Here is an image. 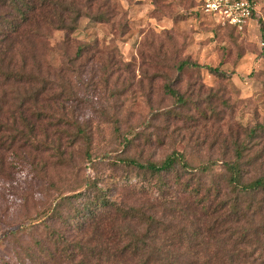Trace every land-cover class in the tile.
<instances>
[{
	"label": "rangeland",
	"instance_id": "rangeland-1",
	"mask_svg": "<svg viewBox=\"0 0 264 264\" xmlns=\"http://www.w3.org/2000/svg\"><path fill=\"white\" fill-rule=\"evenodd\" d=\"M113 2L126 14V28L82 17L71 32L44 38L23 31L0 44L2 81L17 74L14 61L31 58L28 67L51 88L19 113L11 105L10 84L0 103V264H16L15 243L31 238L16 233L14 243L8 233L44 215L57 193L72 196L91 183L111 188L143 182L136 170L111 171L104 155L158 164L177 151L196 165L208 157L230 158L222 145L242 140L250 129L262 136L264 0H254L255 16L242 33L204 13L202 0ZM184 60L201 69L174 72ZM169 80L190 103L179 117L166 119L158 114L173 107L163 94ZM11 81L16 83H6ZM63 84L76 97L72 101ZM263 147L264 140L248 156ZM86 152L94 163L85 161ZM255 176L250 170L247 178ZM31 231L46 234L42 224Z\"/></svg>",
	"mask_w": 264,
	"mask_h": 264
},
{
	"label": "trees",
	"instance_id": "trees-1",
	"mask_svg": "<svg viewBox=\"0 0 264 264\" xmlns=\"http://www.w3.org/2000/svg\"><path fill=\"white\" fill-rule=\"evenodd\" d=\"M125 16L113 0H0V44L21 38L23 31L44 38L56 30L71 32L82 17L105 25L117 21L126 28ZM254 16L252 12L251 19ZM217 22L238 33L246 27L238 31ZM30 59L13 62L17 74L5 75L4 81L0 76V103L6 101L5 87L11 84V105L19 113L51 89L44 75L28 67ZM199 69L187 60L173 66L176 73ZM209 72L222 75L218 69ZM68 89L62 85L72 101L76 97ZM163 94L173 103L158 114L166 119L179 117L190 103L170 80ZM259 130V138L258 131L250 129L242 140L226 141L222 146L232 153L230 158L208 157L196 165L177 151L158 164L104 155L111 171L136 170L143 182L111 188L91 183L89 190L72 196H52L54 205L44 215L8 233L14 243L16 233L31 236L24 244L15 243L16 264H264V147L248 156L264 140V127ZM58 159L70 164L62 156ZM85 161L94 163L90 152ZM250 170L256 176L248 180ZM38 224L46 229L44 238L30 232Z\"/></svg>",
	"mask_w": 264,
	"mask_h": 264
},
{
	"label": "built area",
	"instance_id": "built-area-1",
	"mask_svg": "<svg viewBox=\"0 0 264 264\" xmlns=\"http://www.w3.org/2000/svg\"><path fill=\"white\" fill-rule=\"evenodd\" d=\"M202 10L215 16L222 24L242 31L255 8L251 0H203Z\"/></svg>",
	"mask_w": 264,
	"mask_h": 264
}]
</instances>
